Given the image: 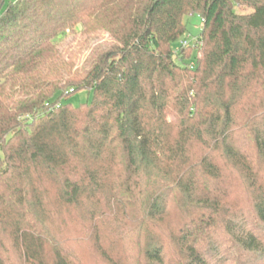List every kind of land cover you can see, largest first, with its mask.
Wrapping results in <instances>:
<instances>
[{
  "label": "trees",
  "instance_id": "1",
  "mask_svg": "<svg viewBox=\"0 0 264 264\" xmlns=\"http://www.w3.org/2000/svg\"><path fill=\"white\" fill-rule=\"evenodd\" d=\"M187 14L200 31L176 53ZM69 34L91 50L81 70ZM81 90L89 102L67 101ZM84 257L264 264V0L0 12V264Z\"/></svg>",
  "mask_w": 264,
  "mask_h": 264
},
{
  "label": "rangeland",
  "instance_id": "2",
  "mask_svg": "<svg viewBox=\"0 0 264 264\" xmlns=\"http://www.w3.org/2000/svg\"><path fill=\"white\" fill-rule=\"evenodd\" d=\"M16 0H4L3 3L0 6V12H2L7 5L10 2H15ZM184 23H185V33L184 35L179 38L178 40H176L173 44L172 47L174 50H176L180 45V42L182 40H187L190 44H192V42L194 41L195 37L199 34L200 31V27H201V18L197 15V14H187L184 16ZM69 32V31H67ZM73 37L69 34L67 38H65V40L61 39L59 40V42H57L60 46L66 47L65 44H68L72 49H74L77 53V58H76V66L75 69H79L81 70L84 66V63L86 62V59L89 57L91 50L90 49H80L79 47H77L76 44V40H72ZM108 36L104 35L103 38L100 39L99 42H103L104 40H107ZM69 46L66 47L69 48ZM93 46V44H92ZM69 48V49H70ZM92 98V94L90 91L87 90H81L76 92L75 94H73L72 96H70L68 98V102H70L72 105L74 106H78L81 103H85V102H89ZM167 118L169 120H172L174 118L173 114L168 113L167 114ZM77 216V215H75ZM71 217L66 221L62 222L63 224H66L67 227L65 228V232L70 233L72 232L75 233L76 231H78V229L80 228V224L81 222L79 221V219L77 217ZM73 218V219H72ZM62 228V229H64ZM86 252L84 251V256H85ZM84 264H86L87 260L84 257Z\"/></svg>",
  "mask_w": 264,
  "mask_h": 264
},
{
  "label": "built area",
  "instance_id": "3",
  "mask_svg": "<svg viewBox=\"0 0 264 264\" xmlns=\"http://www.w3.org/2000/svg\"><path fill=\"white\" fill-rule=\"evenodd\" d=\"M192 44H193V42H192ZM179 45L180 46L175 51L176 53L177 52L180 53L183 49H185L188 45H190V43L185 39V40H182Z\"/></svg>",
  "mask_w": 264,
  "mask_h": 264
}]
</instances>
